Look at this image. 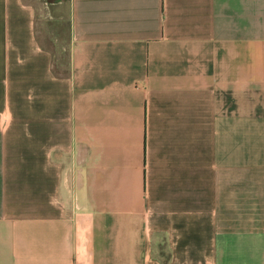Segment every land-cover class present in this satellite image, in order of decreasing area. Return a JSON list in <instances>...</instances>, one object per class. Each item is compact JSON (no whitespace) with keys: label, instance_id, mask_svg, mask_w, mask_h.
<instances>
[{"label":"crops","instance_id":"obj_1","mask_svg":"<svg viewBox=\"0 0 264 264\" xmlns=\"http://www.w3.org/2000/svg\"><path fill=\"white\" fill-rule=\"evenodd\" d=\"M0 264H264V0H0Z\"/></svg>","mask_w":264,"mask_h":264},{"label":"rangeland","instance_id":"obj_2","mask_svg":"<svg viewBox=\"0 0 264 264\" xmlns=\"http://www.w3.org/2000/svg\"><path fill=\"white\" fill-rule=\"evenodd\" d=\"M65 34H66V30H64ZM65 38V37H64ZM66 39V38H65ZM63 40V42H61V47H65L66 46V40Z\"/></svg>","mask_w":264,"mask_h":264}]
</instances>
